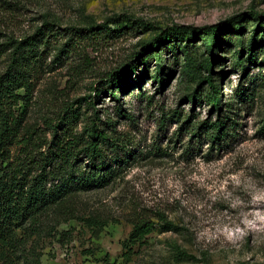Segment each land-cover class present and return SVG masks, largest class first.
I'll list each match as a JSON object with an SVG mask.
<instances>
[{
    "label": "rangeland",
    "instance_id": "374dc122",
    "mask_svg": "<svg viewBox=\"0 0 264 264\" xmlns=\"http://www.w3.org/2000/svg\"><path fill=\"white\" fill-rule=\"evenodd\" d=\"M120 14L132 23L87 29ZM46 22L52 34L41 47L23 125L35 138L49 139L53 124L61 133L57 120L73 110L79 118L66 122L67 132L81 134L95 111L109 141L119 144L105 145L106 153L126 162L107 186L72 195L41 216L32 239L42 264H104L106 255L121 263L133 219L157 222L158 214L182 229L156 226L133 248L129 264H264V0H0V42ZM212 25H218L221 57L212 65L219 110L209 104V85H198L210 58L211 35L202 28ZM191 30L195 36L186 42ZM160 33L173 48L151 49ZM254 33L259 42L249 62ZM6 63L3 54L0 73ZM129 65L125 85L110 87V76ZM158 69L162 84L154 78ZM218 115L236 125L225 141L212 143L198 126ZM24 152L12 150L18 160ZM67 210L75 216L64 221ZM91 217L106 223L89 226Z\"/></svg>",
    "mask_w": 264,
    "mask_h": 264
},
{
    "label": "trees",
    "instance_id": "16d2710c",
    "mask_svg": "<svg viewBox=\"0 0 264 264\" xmlns=\"http://www.w3.org/2000/svg\"><path fill=\"white\" fill-rule=\"evenodd\" d=\"M132 21L130 16L120 14L105 23L90 24L87 29L109 30L106 24L108 22L117 25L118 29L128 26ZM51 26L52 24L46 22L30 35L21 38L8 37L0 42V57L5 54L7 58L6 66L0 73V264H42L41 251L32 239L38 236L37 226L41 216L49 210L63 208V204L72 195L107 186L126 162L117 154L109 156L106 153L105 145L111 150L116 149L119 144L109 141L108 133L105 128L100 127L101 120L95 111L94 119L83 128L81 134L67 132L66 122L79 118V113L73 110H69V114L64 117L65 121L57 120L64 129L61 133H58V125L53 124L49 139L41 141L35 138L34 133L23 125L26 106L34 88V73L41 66V47L48 44L52 34ZM216 27L218 25L202 28V32L211 35L207 49L210 58L207 74L198 81V85L204 82L209 85L210 92L206 95L209 104L213 109L219 110V89L212 78V65L221 59L217 55ZM194 31L187 33L191 39L186 42L193 40ZM166 39L169 40L167 35L160 33L150 42L151 49L155 51L161 44H170L171 41ZM69 40L58 49L57 57L66 51ZM262 40L261 37L260 42ZM258 42L259 38L257 39L254 33L248 41L245 55L247 61L253 60L252 52ZM168 46L174 47L173 44ZM147 57L148 55H138L142 61H146ZM132 68L133 65H129L113 73L108 80L110 87H117L119 82L125 85ZM161 68L159 66L160 70ZM159 69L154 78L162 84L163 77ZM110 90L117 98L115 90ZM100 93L95 89L94 99H98ZM239 94L242 95V92ZM189 96L191 101L197 99L196 92ZM77 101L80 99L74 100ZM20 104H23L22 108ZM188 120L189 118L184 124ZM235 125V121L229 116L218 115L215 121H203L198 127L200 130H207L211 142L217 143L230 137ZM18 146L25 149L24 160H18V155L13 157L12 150ZM62 216V219L67 221L75 215L73 211L67 210ZM157 220L155 222L145 217L134 218L131 230L122 242V262H109L106 255L104 264H129L134 254L133 248L151 234L156 226L161 230L182 229L163 214H158ZM86 221L87 225L98 228H102L106 223H99L96 217ZM180 252L187 255L183 250Z\"/></svg>",
    "mask_w": 264,
    "mask_h": 264
}]
</instances>
